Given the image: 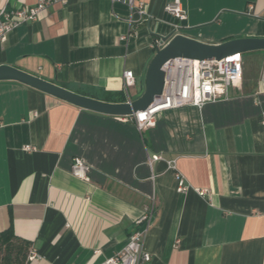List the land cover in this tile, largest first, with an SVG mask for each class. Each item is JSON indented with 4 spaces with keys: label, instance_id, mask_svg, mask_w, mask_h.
Listing matches in <instances>:
<instances>
[{
    "label": "crops",
    "instance_id": "1",
    "mask_svg": "<svg viewBox=\"0 0 264 264\" xmlns=\"http://www.w3.org/2000/svg\"><path fill=\"white\" fill-rule=\"evenodd\" d=\"M37 1L0 0V7ZM141 1L149 14L142 25L130 22L128 4L53 3L9 33L0 65L129 102L145 92L157 39L264 38V0H181L183 22L166 11L174 0ZM243 67L242 84L227 98L164 111L142 132L130 117L0 80V231L12 224L36 249L39 257L27 264H99L152 210L145 264H264V50L243 54ZM126 70L135 75L128 91ZM75 157L88 165L89 181L73 174ZM176 174L186 192L176 190Z\"/></svg>",
    "mask_w": 264,
    "mask_h": 264
},
{
    "label": "built area",
    "instance_id": "2",
    "mask_svg": "<svg viewBox=\"0 0 264 264\" xmlns=\"http://www.w3.org/2000/svg\"><path fill=\"white\" fill-rule=\"evenodd\" d=\"M64 0H38L35 4L20 6L17 9L8 10L0 7V45L3 44L10 32L21 24L28 23L40 17L46 7L53 3ZM113 3L128 4L132 14L130 22L141 24L148 20L149 14L146 5L140 0H110ZM166 11L171 13L179 22L187 20V13L184 10L181 0H174L166 6ZM132 34L122 35L121 40L126 41ZM156 48L162 47V39L154 43ZM165 73L164 89L161 95L155 97L151 104L132 116H121L127 119L130 117L136 124L138 130H143L155 125L158 115L164 111L184 106L202 107L208 102L216 101L229 96V90L233 85H241L244 75L243 54L236 53L220 60H197L183 57L173 58L163 66ZM124 89L128 91L135 85V75L132 70H126L123 75ZM261 123L264 125V112L261 114ZM30 150L31 147L27 146ZM153 159H160L154 155ZM73 174L89 181V167L84 161L75 157L72 166ZM178 181V192H186L188 187L184 183L181 174H176ZM205 191H200L203 194ZM154 214L147 210L138 220L143 224L141 229L132 234L121 250L113 256L106 258L99 264H145L150 260L149 253L143 249V235L146 227L152 222ZM29 260L39 257L36 249H29Z\"/></svg>",
    "mask_w": 264,
    "mask_h": 264
},
{
    "label": "water",
    "instance_id": "3",
    "mask_svg": "<svg viewBox=\"0 0 264 264\" xmlns=\"http://www.w3.org/2000/svg\"><path fill=\"white\" fill-rule=\"evenodd\" d=\"M162 47L156 48L146 73L145 92L139 99L112 103L71 91L11 65H0V80H14L34 87L81 108L108 115L132 116L145 110L164 89L165 63L176 57L197 60H220L238 53L264 50L263 37L237 38L219 44H211L183 34H170L162 38Z\"/></svg>",
    "mask_w": 264,
    "mask_h": 264
},
{
    "label": "trees",
    "instance_id": "4",
    "mask_svg": "<svg viewBox=\"0 0 264 264\" xmlns=\"http://www.w3.org/2000/svg\"><path fill=\"white\" fill-rule=\"evenodd\" d=\"M79 94L89 96L83 93ZM101 100L112 103L126 101L122 94H107ZM30 247L31 243L17 236L11 224L8 229L0 231V264H27L29 262Z\"/></svg>",
    "mask_w": 264,
    "mask_h": 264
},
{
    "label": "rangeland",
    "instance_id": "5",
    "mask_svg": "<svg viewBox=\"0 0 264 264\" xmlns=\"http://www.w3.org/2000/svg\"><path fill=\"white\" fill-rule=\"evenodd\" d=\"M210 25H212V24H210ZM210 25H204V26H202V28L201 29H209V27L210 28H212ZM155 53H156V51H155ZM244 54H247V53H244Z\"/></svg>",
    "mask_w": 264,
    "mask_h": 264
}]
</instances>
